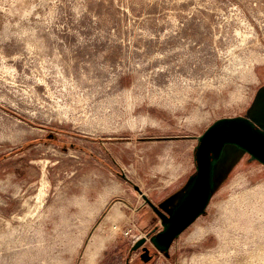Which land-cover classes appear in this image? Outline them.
<instances>
[{
	"label": "rangeland",
	"instance_id": "rangeland-1",
	"mask_svg": "<svg viewBox=\"0 0 264 264\" xmlns=\"http://www.w3.org/2000/svg\"><path fill=\"white\" fill-rule=\"evenodd\" d=\"M263 86L264 0H0V264H132ZM215 180L148 264H264V164L227 145Z\"/></svg>",
	"mask_w": 264,
	"mask_h": 264
},
{
	"label": "water",
	"instance_id": "water-1",
	"mask_svg": "<svg viewBox=\"0 0 264 264\" xmlns=\"http://www.w3.org/2000/svg\"><path fill=\"white\" fill-rule=\"evenodd\" d=\"M259 98L263 102L261 114L256 118L260 125L246 116L220 117L198 136L193 153L195 171L168 214L149 201L161 223V229L151 236L158 251L167 252L174 238L205 211L215 186L216 165L227 145H234L264 164V86ZM144 240V237L135 240L130 250L137 249ZM147 251L143 247L144 260L148 258Z\"/></svg>",
	"mask_w": 264,
	"mask_h": 264
},
{
	"label": "bare ground",
	"instance_id": "bare-ground-1",
	"mask_svg": "<svg viewBox=\"0 0 264 264\" xmlns=\"http://www.w3.org/2000/svg\"><path fill=\"white\" fill-rule=\"evenodd\" d=\"M240 180H235V184L239 183ZM255 197V193H250L249 191L247 190H243V191H240L238 192L237 194L235 195H231L230 198L227 200L228 202H231L232 204H235L236 202H239L240 204H242L241 202L243 201H247V202H251V200H253ZM229 207L230 209V205L227 206ZM240 207V206H239ZM242 210V209H241ZM111 212V211H110ZM244 213V212H242ZM121 211L118 209V207H114L112 212L110 213V215L108 217H115L113 215H116L117 217H119L121 215ZM200 228V227H198ZM197 228V229H198ZM206 230V229H205ZM204 230L202 229H198L197 233L201 235V233H203ZM205 233V232H204ZM94 240V239H93ZM264 249V246L262 247ZM253 257V256H252ZM258 257H259V260L262 261V263H264V254L262 251H259L258 252ZM258 257H256L255 259H257ZM193 260H196L195 258H193Z\"/></svg>",
	"mask_w": 264,
	"mask_h": 264
},
{
	"label": "flooded vegetation",
	"instance_id": "flooded-vegetation-1",
	"mask_svg": "<svg viewBox=\"0 0 264 264\" xmlns=\"http://www.w3.org/2000/svg\"><path fill=\"white\" fill-rule=\"evenodd\" d=\"M156 214V213H155ZM157 216V220L160 221V218L159 216L156 214ZM161 229V226L160 228ZM158 229V230H159ZM158 230H155V231H152L148 237L146 236H140V237H144L145 240L144 242L135 250H132V252H137V257L135 258V260L133 261L132 264H139V263H143V264H148L151 260L154 259L156 253H157V249L155 248V246L152 244V241H151V236L154 235ZM140 237H138L137 239H139ZM136 239V240H137ZM135 242V241H134ZM143 247H147L148 248V251H147V254H145V256H147V260H144L143 256H142V253H143ZM150 256V257H149ZM127 261V260H126ZM128 264V263H127Z\"/></svg>",
	"mask_w": 264,
	"mask_h": 264
}]
</instances>
